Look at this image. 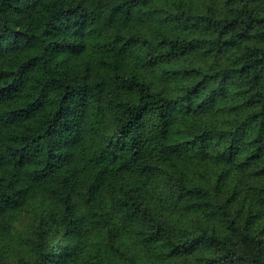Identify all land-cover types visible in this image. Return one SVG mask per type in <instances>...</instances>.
Wrapping results in <instances>:
<instances>
[{
	"label": "trees",
	"instance_id": "trees-1",
	"mask_svg": "<svg viewBox=\"0 0 264 264\" xmlns=\"http://www.w3.org/2000/svg\"><path fill=\"white\" fill-rule=\"evenodd\" d=\"M0 264H264V0H0Z\"/></svg>",
	"mask_w": 264,
	"mask_h": 264
}]
</instances>
